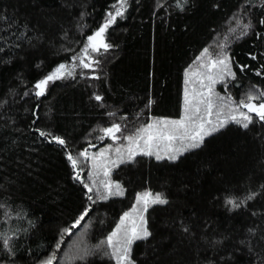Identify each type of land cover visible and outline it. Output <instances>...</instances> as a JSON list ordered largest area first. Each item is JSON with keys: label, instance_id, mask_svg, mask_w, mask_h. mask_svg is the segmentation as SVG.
Segmentation results:
<instances>
[{"label": "trees", "instance_id": "16d2710c", "mask_svg": "<svg viewBox=\"0 0 264 264\" xmlns=\"http://www.w3.org/2000/svg\"><path fill=\"white\" fill-rule=\"evenodd\" d=\"M114 4L0 0V264L53 255V264H115L96 246L144 191L168 202L148 208L151 235L133 243L134 264H264V122L254 114L248 128L229 122L175 160L120 164L111 180L124 195L105 201L87 199L67 159L109 145L100 130L113 123L128 135L152 119H179L185 73L205 49L222 50L235 73L219 95L264 91V0H128L104 34L111 47L92 55L97 70L80 68L37 97L35 84L73 62ZM238 22L250 23L246 35ZM79 160L87 181L88 161ZM86 207L81 225L64 233Z\"/></svg>", "mask_w": 264, "mask_h": 264}, {"label": "snow or ice", "instance_id": "6c2138e0", "mask_svg": "<svg viewBox=\"0 0 264 264\" xmlns=\"http://www.w3.org/2000/svg\"><path fill=\"white\" fill-rule=\"evenodd\" d=\"M126 5L127 0H118V4L113 5L115 11L109 12L103 24L87 37V43L82 49L78 65L75 63L72 65L61 63L49 75L35 84V89L38 90L35 92L37 97L45 94L46 86L50 81L73 77L77 66L92 72L97 70L100 61L91 56L89 49L92 53L99 54L101 48L107 51L111 47L105 42L104 34L109 26L116 22L117 17L123 16ZM238 26H241L239 22ZM250 27V23L243 24V31L240 35H246ZM231 31L235 32V29H231ZM223 47L224 45H221V49ZM204 53L207 56L208 49H205ZM199 67L204 69L203 72L197 73L200 77L197 81L200 85L199 88H193L190 92L187 85L191 81L189 79L185 80L186 87L181 118L152 119L150 123L139 127L134 133L128 135L122 134L120 124L113 123L110 127L100 130L103 133V136L100 137L101 140L105 137L110 138L115 145L116 141L122 139L124 144L115 147L109 146L92 156H89L87 150L79 152L78 156H73L71 153L67 155L71 166L76 170L74 179L83 184L89 201L95 203L97 200L105 201L110 197L123 196V187L111 180L112 168L123 163L134 162L137 155L155 156L157 160H160L164 158L160 151L163 146V151L168 159L175 160L184 151L199 147L205 136L225 127L229 122L248 128L249 124L253 122V114L259 121L264 122V91H258L256 94L250 92L239 101H234L231 96H221L214 91L213 85L218 81H222L226 76L235 78V73L231 71L226 54L222 52L215 59L209 58L207 63H201ZM214 69L215 71H213ZM91 78L98 79L99 77L94 76ZM205 80L209 83L205 84ZM95 99L101 101L102 97L96 95ZM151 103L152 101H149V107ZM241 109L247 111H241ZM213 116H215V120L212 119ZM117 133H121V135L118 136ZM39 135L47 138L51 136V133L41 130ZM52 139L60 145L66 143L59 137H52ZM108 153H112V155L109 156ZM80 157H83L84 161L90 160L92 162L87 181L81 178ZM101 175L103 179H101ZM167 202L161 193L151 191L137 193L131 210L120 217L115 229L96 247H105L107 251L104 255L114 260L115 264H134L131 258L133 242L147 239L151 235L147 228L145 216L148 208L151 205H163ZM227 203L233 207H239V204L233 199L227 200ZM89 211L90 208L86 207L84 212L63 232L71 234V230L81 225V222L88 216ZM5 244H7L6 240ZM57 248H59V243ZM88 254L85 251V255ZM80 258L83 259L84 257ZM54 260L55 255L50 257L46 264H53Z\"/></svg>", "mask_w": 264, "mask_h": 264}, {"label": "rangeland", "instance_id": "374dc122", "mask_svg": "<svg viewBox=\"0 0 264 264\" xmlns=\"http://www.w3.org/2000/svg\"><path fill=\"white\" fill-rule=\"evenodd\" d=\"M127 2H128V0H127ZM115 11V9L113 10V12ZM235 29H237V30H242L243 28H241L240 26H238V27H236ZM223 51L221 50V52L219 51V52H217L216 54H212V55H210V54H208L207 56L204 54V55H201L200 57H199V59L192 65V67L186 72L188 75L186 76V73H185V79H184V87H183V98H182V102H183V100H184V90H185V87H186V85H185V80L186 79H189L190 81H191V83H189L188 85H187V87L189 88V91L191 92V90L193 89V88H199L200 87V85H199V83H197V81L200 79V77L197 75V73H200V72H203L204 71V69H202V68H200L199 67V65L201 64V63H207V61H208V59L209 58H212V59H215L217 56H219L221 53H222ZM89 53L91 54V56L94 54V53H92L91 52V49H89ZM82 55V51L79 53V55L76 57L77 59H75V60H73V62H71V63H69V64H66V65H72V64H79V57ZM81 67H79V66H77L76 67V69H75V72L78 70V69H80ZM213 71H215V69L213 70ZM229 76H226L222 81H218L216 84H214L213 85V88H214V91L217 93V88L219 87L218 85H220V84H222L225 80H226V78H228ZM67 78H69V77H67ZM65 79V78H64ZM57 80H62V79H57ZM57 80H55V81H57ZM52 82H54V81H50L48 84H50V83H52ZM204 83L205 84H208L209 82L207 81V80H205L204 81ZM221 86V85H220ZM223 88H224V85L222 86ZM206 90V89H205ZM219 94V93H218ZM226 97H228L227 95H226ZM182 110H183V105H182ZM241 111H243V109H241ZM181 116H182V113H181ZM181 116H180V118H181ZM212 119L213 120H215V116H213L212 117ZM151 122V121H150ZM149 122V123H150ZM118 134V133H117ZM208 136V135H207ZM206 137V136H205ZM204 137V138H205ZM110 139V138H109ZM110 141H111V143L109 144V145H107L105 148H107V147H109V146H112V147H115V146H120V145H122V144H124V141L121 139V140H118V141H116V144L114 145L113 144V141L110 139ZM105 148H103V149H101L100 151H102V150H104ZM160 151H161V155L164 157V158H162V159H167V160H171V159H168V157H167V155H165V153H164V151H163V146L161 147V149H160ZM99 152V151H98ZM97 152V153H98ZM185 152V151H184ZM96 154V153H95ZM92 155H94V154H92V153H89V156H92ZM108 155L109 156H111L112 155V153H108ZM179 155H181V154H179ZM178 155V156H179ZM177 156V157H178ZM153 157H155V156H153ZM114 158V157H113ZM91 164H92V162L89 160L88 161V172L91 170ZM115 167H113L112 168V170L114 169ZM111 173H112V171H111ZM87 176H88V173H87ZM101 179H103V176L101 175ZM89 183H90V181H88ZM131 210V209H130ZM129 210V211H130ZM119 223V222H118ZM135 242V241H134ZM133 242V243H134Z\"/></svg>", "mask_w": 264, "mask_h": 264}]
</instances>
